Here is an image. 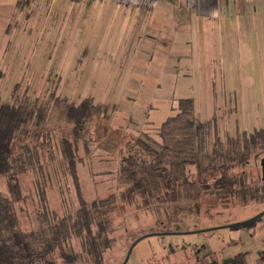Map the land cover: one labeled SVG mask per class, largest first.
<instances>
[{"label": "rangeland", "instance_id": "1", "mask_svg": "<svg viewBox=\"0 0 264 264\" xmlns=\"http://www.w3.org/2000/svg\"><path fill=\"white\" fill-rule=\"evenodd\" d=\"M0 14V26L10 32L0 45V67L5 72L0 77L1 102H48L54 96L75 104L89 98L109 108V120L94 119L80 144V184L88 201L118 194L121 144L147 135L159 139V128L176 113L180 99L194 100L195 117L202 122L220 116L221 134L264 129V44L257 46V36L249 49L236 50L234 61L226 64L224 57L221 66H209L208 72L182 63L178 70L169 67L176 78L158 79V68L144 61L151 51H132L129 59L141 56L135 63L124 60L127 51L117 50L121 44L113 42L116 36L92 34L79 12L25 19L26 12L20 15L18 10L12 24L3 17L5 11ZM3 37L0 33V40ZM46 125L57 135L71 130L59 109L53 110ZM263 158L264 154L247 168L250 181L262 182ZM57 177L58 183L47 191L49 206L59 214L74 211L78 197L72 180L63 172ZM21 182L23 206L32 212L38 202L33 174L24 175ZM5 192L6 182L0 178V193ZM198 206L182 221L165 227L164 214L137 211L134 206L116 212L113 245L104 253L103 264H123L134 241L157 233L171 234L140 241L127 264H222L238 254H247L244 264H264V215L258 217L264 212V187L259 199L246 206L213 196L204 197Z\"/></svg>", "mask_w": 264, "mask_h": 264}, {"label": "trees", "instance_id": "2", "mask_svg": "<svg viewBox=\"0 0 264 264\" xmlns=\"http://www.w3.org/2000/svg\"><path fill=\"white\" fill-rule=\"evenodd\" d=\"M55 109L71 125L66 136L46 125ZM109 117V108L89 98L79 104L54 96L48 102L0 101V178L7 185L0 193V264H103L113 245V215L122 209L164 214L165 227L199 210L204 197L243 206L259 199L263 177L250 181L247 168L264 154V129L221 134L220 116L202 122L194 100L180 99L159 139L147 135L121 144L118 194L88 201L80 184V144L94 119ZM60 172L71 178L78 197L77 208L65 214L51 209L47 196ZM29 173L38 200L32 212L23 206L21 182ZM246 256L222 264H244Z\"/></svg>", "mask_w": 264, "mask_h": 264}, {"label": "crops", "instance_id": "3", "mask_svg": "<svg viewBox=\"0 0 264 264\" xmlns=\"http://www.w3.org/2000/svg\"><path fill=\"white\" fill-rule=\"evenodd\" d=\"M18 10L20 15L26 12L25 19L79 12L92 34L116 36L113 42L121 44L117 50L127 51L124 60L132 51H151L144 61L158 68V79L173 80L177 75L169 67L178 70L182 63L208 72L209 66H221L224 57L226 64L234 61L236 50L249 49L255 36L257 46L264 44V0H169L157 1L152 8L142 6L141 0H0V13L5 11L9 24ZM0 33L1 45L10 32L0 26ZM140 57L129 60L135 63ZM4 75L0 67V77Z\"/></svg>", "mask_w": 264, "mask_h": 264}, {"label": "water", "instance_id": "4", "mask_svg": "<svg viewBox=\"0 0 264 264\" xmlns=\"http://www.w3.org/2000/svg\"><path fill=\"white\" fill-rule=\"evenodd\" d=\"M261 167H262V175H263V180H264V159L261 160ZM263 215H264V212H263L262 214H260L258 217L260 218V217H262ZM253 220H255V218H254ZM250 221H252V220H250ZM250 221L244 222V223H242V224H236V226H238V225H243V224L248 223V222H250ZM170 234H171V233H167V234H165V233L148 234V235H145V236L139 238V239H138L137 241H135V242L132 244V246L130 247V249H129V251H128V254H127V256H126V259H125V261H124L123 264H127V263H128V261H129V259H130V256H131V254H132L134 248H135V247L137 246V244H138L140 241H142L143 239H145V238H147V237H150V236H154V235H170Z\"/></svg>", "mask_w": 264, "mask_h": 264}, {"label": "built area", "instance_id": "5", "mask_svg": "<svg viewBox=\"0 0 264 264\" xmlns=\"http://www.w3.org/2000/svg\"><path fill=\"white\" fill-rule=\"evenodd\" d=\"M157 1H169V0H141V5L144 7L152 8ZM196 0H190V2H195Z\"/></svg>", "mask_w": 264, "mask_h": 264}]
</instances>
